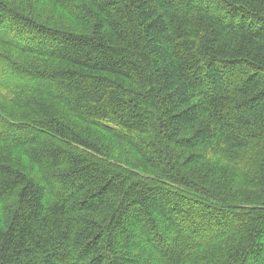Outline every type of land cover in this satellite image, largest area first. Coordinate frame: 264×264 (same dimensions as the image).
<instances>
[{
  "label": "trees",
  "instance_id": "16d2710c",
  "mask_svg": "<svg viewBox=\"0 0 264 264\" xmlns=\"http://www.w3.org/2000/svg\"><path fill=\"white\" fill-rule=\"evenodd\" d=\"M40 1L0 0V264H264V0Z\"/></svg>",
  "mask_w": 264,
  "mask_h": 264
},
{
  "label": "rangeland",
  "instance_id": "374dc122",
  "mask_svg": "<svg viewBox=\"0 0 264 264\" xmlns=\"http://www.w3.org/2000/svg\"><path fill=\"white\" fill-rule=\"evenodd\" d=\"M9 1H12V0H9ZM17 2L22 7H25L26 5H30V6H33L36 10L41 5L40 0H17ZM53 5H54V3L52 4L50 2V6H53ZM58 110H59V113L61 115H65V116L69 115L68 110L64 109L63 107H58ZM74 125L77 127V129L85 131L86 133L88 131H90L91 137L97 138V140L99 138L101 140V143L108 145L111 148V150H113L112 155H110L111 158H109L108 161H111V162L118 164V165L130 167L131 169L135 168V167H133L131 165H127L125 163L126 157L132 158L133 156H135V154H133L132 149L126 143L116 139L111 133H109V132H107V131L99 128V127H96V126L93 127L91 125H88L87 123L81 121L80 119L78 120L75 117H74ZM100 156L104 158L105 154L100 155ZM225 161H227V160H225ZM23 165H24V163H23ZM33 172L35 174L38 173V171L37 170L34 171V169H33Z\"/></svg>",
  "mask_w": 264,
  "mask_h": 264
}]
</instances>
